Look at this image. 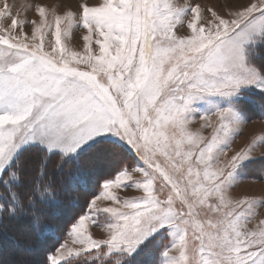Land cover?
<instances>
[{
    "label": "snow or ice",
    "instance_id": "snow-or-ice-1",
    "mask_svg": "<svg viewBox=\"0 0 264 264\" xmlns=\"http://www.w3.org/2000/svg\"><path fill=\"white\" fill-rule=\"evenodd\" d=\"M76 24L87 30L83 54L67 41ZM186 28L190 34H178ZM0 46V197L7 196L0 198V221L27 215L34 227L43 223L38 200L55 193L47 169L57 151L67 155L98 136L115 137L144 163L125 165L103 183L49 264L81 257L132 264L137 248L166 226L174 239L163 255L179 251L183 264H264V221L255 230L242 223L257 201L231 190L235 168L254 147L213 155L245 117L232 106L216 108L215 121L201 116L210 140L189 131L198 96L232 97L255 85L261 93L252 99L264 108V65L256 62L264 54V0H247L227 18L212 11L211 19L198 4L159 0H3ZM26 146L39 150L36 163L21 157ZM130 181L140 193L132 199L118 194ZM98 200L112 206L101 209ZM197 208L216 214V222L197 219ZM100 211L111 221L97 239L86 221L95 223L92 213ZM194 247L198 259L186 255Z\"/></svg>",
    "mask_w": 264,
    "mask_h": 264
},
{
    "label": "rangeland",
    "instance_id": "rangeland-1",
    "mask_svg": "<svg viewBox=\"0 0 264 264\" xmlns=\"http://www.w3.org/2000/svg\"><path fill=\"white\" fill-rule=\"evenodd\" d=\"M3 0H0L2 3ZM25 0H7V3L19 5L24 3ZM54 5L58 0H49ZM69 3L75 5L76 0H68ZM81 3L84 0H80ZM90 4L102 3L103 0H88ZM159 2L171 3L174 5H183L185 3L192 6L200 5L206 19H211L212 11L223 13L225 18L228 14L237 10L239 5L244 4L247 0H230L232 7H228L229 0H159ZM255 2V0H252ZM29 18H34L32 12L28 13ZM185 17L189 14L186 12ZM187 25V19H185V26ZM191 29L186 28V32L178 33L179 35L190 34ZM87 34V30L83 28L82 24L73 25L71 33L67 34V41L70 42L72 50L78 51L81 54L84 53L83 48V36ZM51 39L54 43V36L47 37L45 41V50H48L47 40ZM95 39V37L93 38ZM65 42V37L62 36V43ZM95 54H99V46L93 43L92 45ZM4 50V46H0V51ZM256 62L264 65V54L256 58ZM261 93V89L255 85L241 86L238 93L232 97H224L219 94H205L203 96L195 97L192 101V111L190 113L191 124L189 131L194 134H203L209 140L212 135V128L202 129L201 116L205 113H209V121H215L217 117L212 114V111L216 108L235 107L245 117V123L240 127L233 129L230 133V141L228 144L224 143L213 149V155L218 154L220 151L225 152L227 155L235 154L242 148L254 147V151L251 153L252 157L243 160L235 168L232 174V186L231 190L234 193H239L240 198L245 196L249 198H255L257 203L253 205L255 207L254 215L250 220L242 221L249 230H255L260 227L261 221H264V108L261 107L258 100L254 99ZM202 130V131H201ZM38 149L32 146H26L21 149V157L25 160V163H36L35 156L38 153ZM62 156V159H60ZM57 160H60L57 166ZM69 162V164H64ZM144 167L143 161L139 158L134 149L131 148L125 141L115 137L105 138L98 136L93 140L88 141L82 145L73 153L63 155L60 152L51 154L48 159V172L53 177L55 185V194L47 195L42 200H38V210L42 215L44 221L42 225H48L50 227L57 226V233L59 239L54 242L51 240V234L47 233L48 227H45L43 233L49 239L35 240L33 244V250L28 252L24 246H15L11 239L5 241L0 245V264H49L48 257L55 252L64 240L68 239L67 233L69 232L72 224H74L81 215L90 211L89 204L93 198L97 197L101 191L103 183L106 180L113 179L123 166ZM78 169L80 171H78ZM74 172L83 174L85 177L87 189H82L76 181V178L80 175L73 174ZM71 175H74L73 178ZM128 186L130 188L126 190H120L118 192L121 196L132 199L138 195L132 187L130 181ZM4 185L0 184V191H3ZM58 194L67 195V202H70L75 210H71L70 213L63 215L61 213L53 212L55 217H51L49 212L43 210L45 203L53 204L54 209L58 210V207L62 208L61 200H59ZM7 200V196L0 197ZM58 199V200H57ZM97 204L101 209L108 206H112V202L105 200H98ZM40 206V207H39ZM43 207V208H42ZM200 215L197 219L202 220L207 224L208 220L213 223L216 222V214L205 213L199 208L196 209ZM95 223L92 220L86 221L88 231L94 238H103L101 233L104 232V227L111 221V215L104 211L93 212ZM29 219V220H28ZM27 221V222H26ZM26 223V224H25ZM30 223V216L21 215L19 219H5L0 221L2 228L0 233L12 234L20 238H30L31 233H27L25 228ZM5 228V229H4ZM7 231V232H6ZM35 235V233H32ZM191 235V232H189ZM36 236V235H35ZM37 237V236H36ZM174 238L171 235L170 229L166 226L158 229L155 233L149 236L132 254L129 259L132 260V264H183L179 251L172 250L169 257L163 255L164 250L170 248L172 240ZM2 240V239H0ZM12 242H11V241ZM69 243L71 241L69 240ZM198 243V242H197ZM47 246L49 251L44 257V263L40 261V251L42 247ZM195 254L198 259L200 252L198 247H194L191 252H187L186 255L191 258ZM65 264V262H62ZM74 264H96L95 260H89L84 257L79 258ZM105 264H110V261L106 260Z\"/></svg>",
    "mask_w": 264,
    "mask_h": 264
},
{
    "label": "trees",
    "instance_id": "trees-1",
    "mask_svg": "<svg viewBox=\"0 0 264 264\" xmlns=\"http://www.w3.org/2000/svg\"><path fill=\"white\" fill-rule=\"evenodd\" d=\"M64 164H69V162H67V163H64ZM78 171H80L79 169H78ZM73 174H78V175H80V176H78V177H76L78 180H79V182L78 181H76L77 182V184H79L80 186H81V188L82 189H87V185H86V182L85 181H83V180H85V177L84 176H82L83 174H81L80 172L79 173H77V172H74ZM72 176V178H73V176L74 175H71ZM83 179V180H82ZM55 195H56V192L54 193ZM57 196H58V198H59V200H61V203H62V208L60 209L59 207H58V210L57 209H54V207L55 206H53V204H49V203H45V205H44V208H43V210L45 211V212H49V215H51L53 212H56V214H58V212L59 213H61V210H63L64 212H63V215H66L67 213H70L71 212V210L73 209V210H75L73 207H75L74 205H72L70 202H67L66 200H67V195H65V194H58L57 193ZM58 200V199H57ZM40 207V206H39ZM51 213V214H50ZM51 217H55L53 214L51 215ZM29 220V219H28ZM27 222V221H26ZM26 224V223H25ZM27 226V228H25V231L27 232V233H31V235H29V236H31L30 238H20V237H18V236H14V235H12V234H8V232L7 233H4V234H2V233H0V239H2V240H0V245L1 244H3V243H5V241L7 240V238L8 239H11L13 242H14V244H15V246H18V245H20V243H21V245H23L24 246V248H25V250H27L28 252H30V251H32L33 250V247H35V245L33 244V241H35V240H43V239H49L47 236H46V238L45 237H43V236H45L44 235V233H43V229L45 228V227H48L49 228V230H47V233H49V234H51V240L53 241L52 243H51V245H53L54 244V242H56L58 239H59V237H58V233H57V226L55 225V226H53V227H50V226H48V225H40L38 228L37 227H34L33 226V223H32V219H31V217H30V223L29 224H27L26 225ZM2 228V226L0 225V229ZM5 229V228H4ZM32 233H35V235L37 236H35V235H32ZM35 239V240H34ZM10 240V241H11ZM11 241V242H12ZM48 249V247L47 246H43L42 248H41V251H40V261H41V263L43 262L44 263V257H45V255L49 252V251H46ZM40 263V262H39ZM39 263H36V264H39Z\"/></svg>",
    "mask_w": 264,
    "mask_h": 264
}]
</instances>
